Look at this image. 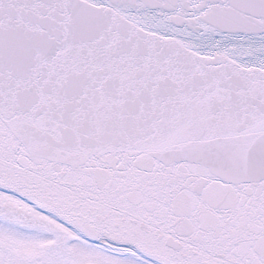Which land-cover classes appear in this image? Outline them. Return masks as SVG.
<instances>
[{
	"label": "snow or ice",
	"instance_id": "snow-or-ice-1",
	"mask_svg": "<svg viewBox=\"0 0 264 264\" xmlns=\"http://www.w3.org/2000/svg\"><path fill=\"white\" fill-rule=\"evenodd\" d=\"M0 264H264V0H0Z\"/></svg>",
	"mask_w": 264,
	"mask_h": 264
}]
</instances>
